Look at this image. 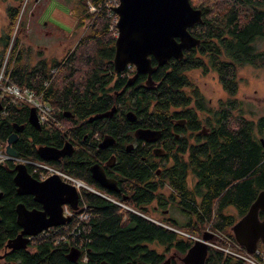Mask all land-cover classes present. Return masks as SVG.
<instances>
[{
    "label": "trees",
    "instance_id": "obj_1",
    "mask_svg": "<svg viewBox=\"0 0 264 264\" xmlns=\"http://www.w3.org/2000/svg\"><path fill=\"white\" fill-rule=\"evenodd\" d=\"M13 1L16 6L7 9L11 29L24 0ZM82 1L76 27H87L89 21L92 24L86 29L88 35L65 60H40L32 67L29 62L21 63L22 49L15 57V51L12 52L13 63L8 66L11 81L49 103L53 119L36 129L28 122V105L2 102L7 107L6 114L0 111V141L6 145L8 137L16 133L15 127L22 128L21 133H16L18 139L12 148L17 160L25 162H41L38 148L60 150L68 141L74 147L71 155L44 163L105 197L80 190L79 205L85 206L89 216L86 221L71 219L63 227L51 228L35 237L27 250H8L2 264H162L166 253L174 251L184 256L193 245V239L180 233L201 238L206 230L217 237L218 247L247 257L236 244L231 228L264 190V143L260 141H264V117L249 121L244 114L242 118L230 114L233 127H229L225 104L220 102L217 110L212 111L188 73L215 72L231 98L237 93V68L257 65L264 69V51L258 50L260 43L264 44V0H227L229 5L224 0H189L194 9L202 11V22L189 30L200 44L183 51L181 60L171 59L163 67H157L151 58L157 70L150 86L146 84V75L113 73L116 38L108 30L104 12L91 15L86 7L87 2L98 7L103 0ZM10 36L0 35V67ZM87 42L96 43L92 59L77 52ZM53 70L56 74L51 73ZM228 107L229 113L234 112L236 101ZM112 109L115 112L109 116ZM127 112L135 114V123L125 119L123 113ZM172 119L187 120L191 144L184 140L178 151H166L163 165L149 149L125 153L127 143L133 141L131 133L127 136L129 126L131 132L143 127L162 130L164 136L173 128ZM202 126L208 130L204 136L199 134ZM105 135L115 140L110 151L98 148L96 137L102 139ZM112 153L116 156L114 169L119 174L117 193L100 188L90 173L93 165H103ZM17 164H0L2 248L21 232L16 206L41 209L32 197L18 196L13 181ZM26 167L31 177L37 179ZM154 207L157 211L178 212L184 222L179 223L173 213L170 218L163 216L153 221ZM228 208L237 211L236 220L225 214ZM73 227H78L75 233H80L75 239L73 235L67 237ZM62 237L64 240L60 241ZM75 244L82 246L85 261L82 256L76 263L66 259ZM159 247L163 254L156 251ZM258 248H262L261 244ZM206 264L247 263L210 248Z\"/></svg>",
    "mask_w": 264,
    "mask_h": 264
},
{
    "label": "water",
    "instance_id": "obj_2",
    "mask_svg": "<svg viewBox=\"0 0 264 264\" xmlns=\"http://www.w3.org/2000/svg\"><path fill=\"white\" fill-rule=\"evenodd\" d=\"M114 12L119 18L112 61L115 75H120L128 65H132L135 68L134 77L147 75L146 84L150 86L151 77L157 67H163L171 59L181 60L184 56L183 51L193 49L200 44V40L193 37L189 30L202 22V11L194 9L189 0H119V6ZM151 58L155 60L157 67L152 65ZM128 83L130 85L132 82ZM114 111L112 109L109 116H112ZM125 117L131 123L136 121L133 112H127ZM28 122L32 127L39 128L33 109H30ZM15 130L16 133L22 132L20 127H15ZM16 133L8 137L5 147L6 155L13 159H17L12 148L18 139ZM134 136L147 142H156L160 138V132L138 129ZM113 143L114 139L106 136L99 144V148L106 149ZM131 148L132 146H127V151ZM73 150L69 142H66L60 150L40 147L38 157L41 162H56L71 155ZM157 151L161 150L157 149ZM90 173L100 188L109 192H118L117 182L108 179L101 166L93 165ZM13 181L18 196L32 197L41 209H27L23 204L16 206L17 223L21 232L6 246L11 251L25 250L31 237L69 222L70 220L63 216L64 206L70 207L73 211L78 209V191L75 186L62 180L58 175L37 181L27 172L26 165L18 163L15 166ZM90 191L105 197L92 189ZM260 213L263 215L261 219ZM231 232L236 244L243 248L247 255H253L259 244L264 246V190L258 193L246 214L232 226ZM213 237L215 235L212 233L205 232L200 239L193 238L194 243L182 257V264H205L210 243L216 244V239L211 242ZM80 256L81 252L71 247L66 259L70 263H76ZM163 264H170V259Z\"/></svg>",
    "mask_w": 264,
    "mask_h": 264
},
{
    "label": "rangeland",
    "instance_id": "obj_3",
    "mask_svg": "<svg viewBox=\"0 0 264 264\" xmlns=\"http://www.w3.org/2000/svg\"><path fill=\"white\" fill-rule=\"evenodd\" d=\"M82 2V0H24L21 4L22 9L20 11V16L15 26L11 29L7 17V9L9 6L15 7L17 3L13 0H0V35H11L9 46L4 54L1 70L4 68V72H6L8 66L13 63V61H11V56H13L12 52L15 51V57L20 49L23 50L21 63L29 62L32 67L40 60H46L47 62L52 60L58 62L65 60L67 54L77 46L83 37L88 35L89 30L86 29L92 24V22L89 21L86 25L87 27H76ZM225 2L229 5L227 0H224V3ZM227 5L223 6L222 9L224 10ZM89 6L90 3L87 2L86 7L88 14H90ZM83 41L86 42V40ZM17 43L18 46L16 47ZM95 49V42H87L83 48L77 50V52L79 55H85V58L89 55L92 59ZM258 50L264 51V44L260 43ZM130 66L131 67L125 71L134 72V66ZM236 74L238 80L237 93L231 98L224 92L217 74L213 71L203 73L201 70H192L188 73V77L212 111L217 110L220 102L237 100L241 103L240 107H242L243 103L245 118L249 121H254L261 116L262 113V115H264V69L257 65H244L237 68ZM132 81L133 79L129 82L131 83ZM109 114L110 113H108V115ZM172 213L173 217H175L179 223L184 222V217L182 215L174 211H172ZM172 213L169 212L167 218H170ZM225 214L227 216H232L235 220L238 217V213L234 208L226 209ZM152 217L155 219H149L159 221L162 219V213L158 211V213H153ZM157 223L159 224V222ZM183 234L186 233L184 232ZM184 237L193 239L196 236L193 237L189 235V237ZM215 239H217L216 236L213 237L211 242L215 241ZM153 247L155 248L156 246ZM209 249L210 247L208 248V252ZM7 251L8 250H5L1 257L4 256ZM156 251L159 252V254L164 253L163 248L160 247L156 249ZM172 253L176 252L170 251L165 254V257H168ZM176 254L181 256L178 253Z\"/></svg>",
    "mask_w": 264,
    "mask_h": 264
},
{
    "label": "built area",
    "instance_id": "obj_4",
    "mask_svg": "<svg viewBox=\"0 0 264 264\" xmlns=\"http://www.w3.org/2000/svg\"><path fill=\"white\" fill-rule=\"evenodd\" d=\"M119 6V0H103V2L98 6H94L90 4L89 6V12L91 15L100 13L101 11L105 14V19L107 21V27L110 32L113 33V36L116 38L118 35L117 30V24H118V15L114 12V9H116ZM3 65V64H2ZM2 67V66H1ZM0 67V104L2 105V102H7L8 104L11 102H22L26 105H28L31 109L35 111V116L37 119V123L39 124V127L45 126L50 120L53 119V108L42 99V97H39L34 93L32 90L20 87L17 84L13 83L10 79V72L7 69L6 72H4V68L1 70ZM131 66L128 65L126 70L129 69ZM9 68V67H8ZM52 74H56V70H53L51 72ZM45 87L48 86V83L44 84ZM7 103L0 106V111L2 114H6V107ZM5 147L6 145H3L0 141V164H4L8 161H13L17 163H23L26 166L30 167L32 175H34L37 179V181H44L48 177L52 175H58L62 180L71 183L73 186H75L76 190L79 193V201H80V190L85 189L90 191L91 188L88 187L86 184H84L81 181L75 180L71 177H68L67 175L63 174L62 172L48 166L44 162H25V161H19L17 159H13L12 157L6 155L5 153ZM78 183L81 184V187H78ZM93 191V189H92ZM63 216L65 218H68L69 220L75 219L76 221H86L89 216L87 215L85 211V206H81L78 203V209L76 211H73L68 206L63 207ZM70 222V221H69ZM63 227V226H61ZM56 228V227H54ZM51 229V228H50ZM48 229V230H50ZM46 230V231H48ZM78 230V227H73L70 229V233H67V237L70 235H73L72 238H76L79 236L80 233H75V231ZM46 231H43L39 235H43ZM208 232V231H206ZM182 236L189 235L180 233ZM37 235V236H39ZM36 236V237H37ZM35 237L30 238V242L34 240ZM64 237L60 239V241H63ZM72 247H75L77 250L81 252L82 260H86V255H82V246L75 244L72 245ZM210 248H213L215 250H222L225 253H228L232 255V257H235L237 259H240L247 264H264V246H261V249H257L256 252L253 255H245L236 253V252H230L228 249H222L218 247L216 244H210ZM255 255V259L252 257Z\"/></svg>",
    "mask_w": 264,
    "mask_h": 264
},
{
    "label": "flooded vegetation",
    "instance_id": "obj_5",
    "mask_svg": "<svg viewBox=\"0 0 264 264\" xmlns=\"http://www.w3.org/2000/svg\"><path fill=\"white\" fill-rule=\"evenodd\" d=\"M146 78H147V75H146ZM234 101L235 100H230V101L222 102V103L225 104L224 107L226 109V113H225L226 116L230 117L229 119H230L231 122L229 124V127H233L232 124H231L232 121H233V119H231V115L230 114H233V116H235V117L236 116H239L241 118L243 117V114H244V117H245L243 103H242V107H240L241 103L238 102L237 100H236V109H235V111L234 112L232 111L231 113L228 112V110H227L229 108L228 106L232 105L234 103ZM117 114H118V116L120 115L119 112ZM123 114H124V117H125V113H123ZM262 114H261V116H259L258 118H256V120H258L261 117H264V115H262ZM125 119H126V117H125ZM136 121H137V117H136ZM135 122H133V123H135ZM116 123H119V121H117ZM187 123H188L187 120H178V119L173 120L172 119L171 120V124L173 125V128L171 130H168V132L166 131V134L164 136L162 135V133H163L162 130L159 131V130H156V129L136 127L131 132L132 127L129 126L128 129H127L128 130V135L127 136H129L130 133H131L132 134L133 141L131 143H127L126 148L129 145L132 146V148H131L130 151H127V149H126L125 150V153H131V152H134L136 150H142L143 148H144V150L149 149V152L151 153V155L155 159H157L156 161L157 162H160L161 165H163L162 163L164 162V157L166 155V151H169L170 152V149L172 151H178L180 149V144L179 143L182 142V141H184V140L187 141V142H189V144H191L192 132H190L189 129L186 127L187 126ZM45 126H42V127H45ZM201 128H202V130L199 132V134L201 136H204V135L208 134V130H206V126H202ZM138 129L159 131L160 132V138L156 142H147L145 140L136 138L134 136V133ZM124 132H126V129H124ZM106 136H109V135H105L102 139H100L99 137H96V140H98L99 141V144H100ZM114 143H115V140H114ZM261 143H264V141L261 142ZM112 147H113V145L110 146V147H108V148H106V149H101L98 146L99 150H109V151L112 150ZM157 149H160L161 151H157ZM115 151L117 153V151H119V150H115ZM115 162H116V156H115L114 153H112L110 155L109 160L106 163H103V165H101V167L104 170V173H105V175H106V177L108 179L115 180L117 182V178L119 177V174L114 169ZM154 209H155V213H158V211H157V209L155 207H154ZM38 210H40V209H38ZM160 212L162 213V217L163 216L167 217L169 215V211L168 210L160 211ZM260 215L262 216L261 218H263V215L261 213H260ZM29 245H30V243L28 244V247L27 248H29ZM27 248L25 250H27ZM5 250H7L6 249V246L4 248L0 247V264H2V260L4 258V256L1 257V255L4 254ZM208 254H209V252H208ZM182 257L183 256H178L176 253H172L171 255H169L168 257H165V259H163V263L167 259H170V264H179V263L182 264V262H181ZM207 257H208V255H207ZM206 260H207V258H206ZM206 260H205V263H206Z\"/></svg>",
    "mask_w": 264,
    "mask_h": 264
},
{
    "label": "bare ground",
    "instance_id": "obj_6",
    "mask_svg": "<svg viewBox=\"0 0 264 264\" xmlns=\"http://www.w3.org/2000/svg\"><path fill=\"white\" fill-rule=\"evenodd\" d=\"M117 36H118V35H117ZM78 187H79V188L81 187V184H80V183H78ZM8 244H9V243H7V245H8ZM7 245H6V246H7ZM6 249H8V248H6Z\"/></svg>",
    "mask_w": 264,
    "mask_h": 264
},
{
    "label": "clouds",
    "instance_id": "obj_7",
    "mask_svg": "<svg viewBox=\"0 0 264 264\" xmlns=\"http://www.w3.org/2000/svg\"><path fill=\"white\" fill-rule=\"evenodd\" d=\"M89 187V186H88ZM92 189V188H91ZM95 191V190H94ZM96 192V191H95ZM262 246V245H261Z\"/></svg>",
    "mask_w": 264,
    "mask_h": 264
}]
</instances>
